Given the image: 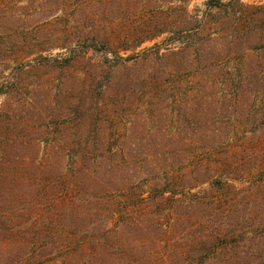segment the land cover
<instances>
[{"label": "trees", "instance_id": "16d2710c", "mask_svg": "<svg viewBox=\"0 0 264 264\" xmlns=\"http://www.w3.org/2000/svg\"><path fill=\"white\" fill-rule=\"evenodd\" d=\"M43 1V8L53 12L62 10L67 13L72 10V24L66 25L58 35L66 44L70 41L86 49H110L114 57L128 67L147 59L150 54L122 59L114 49L113 40H118L124 44L123 49H127V44L139 45L167 32L175 43H181V47L168 48L162 54L167 57L171 68L154 71L142 81V93L148 95L149 102L141 117L130 120L126 135L139 133L145 142L155 134L168 137L165 128L156 125V129H152L146 123L149 115L161 120L165 116V103L168 104L177 93V83H174V87L165 86V80L170 76L186 80V86L189 85L186 90H178L184 95L180 101L188 98V102H184L185 107L179 105L186 121L178 123V129L182 132L189 129L188 135L178 147L163 143L156 146L123 143L115 148L107 144H94L90 142L88 127L99 125V120L92 111V103L88 105L84 99L83 105L73 111V107L60 105L61 89L55 94L46 91L45 104L49 110L46 115L40 116L43 121H48L43 134L48 138L53 136L73 141L66 145L60 141L48 143L42 163L37 161L28 152L36 151L40 145H30L25 141L28 137V108L36 100L24 99L17 92L33 68L46 67L62 72L77 58V53L73 47L66 57L60 59L44 56L43 50H39V56L32 63L33 58L29 56L36 52L28 51L19 66L14 67L9 83L3 84L8 99L4 110L0 109V116L4 115L3 120L0 118V212L8 208L13 211L17 209L15 206L25 205L30 209L37 204L43 205L45 220L41 230L44 240L39 248L44 247L49 251L46 255L48 258L53 255L56 245L62 251L58 261L51 257L47 260L48 264H177L174 252L177 245H181L176 241L177 232H180L178 225L187 221L192 208L205 202L208 207L204 211L206 229L201 239L191 237L194 241L191 248L193 257L188 262L207 264L213 259L212 255L227 249L229 255L225 259L228 262L260 264V259L253 255L254 259L245 256L242 262L232 255L233 243L245 239L235 232L232 215L236 212L233 208L224 207L222 210L214 206L217 199L232 204L234 196L241 190L229 178L218 177L226 171L231 174L233 170L227 158L220 153V145L224 140L237 145L239 133L245 135L248 142L251 140L250 136H246L249 131L216 127V122L223 115L220 116L219 111L210 114L206 112L207 109L204 110V106L212 107L214 103L216 108L217 104L226 106L229 97L235 103H240L241 97L252 90L249 85H264V4L207 0L203 18H199L177 3L186 0H73L71 5L68 0ZM15 2L0 0V29L5 28L0 33L2 36L6 34L11 37L13 34L11 27L14 25H9L8 20L12 19ZM168 3L170 6H166ZM61 18L63 16L58 17ZM66 47L63 45V48ZM2 48V56L13 52ZM151 51L153 49L148 52ZM25 58L29 59L26 61ZM26 63L29 65L26 66ZM90 75L93 77L91 71L80 79L83 95L89 91V84L93 83L92 78L91 81L88 79ZM131 84L129 80L124 90L126 97H129V103L124 104L131 105L136 94V87ZM215 85H224L225 88L217 89L213 87ZM261 88L263 90H256L264 93V87ZM114 99L110 98L114 102L111 105L118 110ZM232 115L234 117L235 114L225 117ZM248 116L244 114L246 119ZM57 121L65 125L54 131L50 124H57ZM71 121L75 127L69 132ZM252 122L264 124V113L256 115ZM140 126V130H137ZM250 132L255 134L257 131ZM147 156L153 160H148ZM230 156L233 159L234 155ZM224 164L227 168L225 173L222 172ZM134 166H138L140 171L136 184L141 182V178L151 184L147 193L135 191L137 186L131 181L134 176L127 175V171L133 170ZM214 168H221L220 173L215 174L217 170ZM39 174L41 177L38 180ZM203 183L211 185L204 190V195L194 193L193 201L171 203L177 191ZM130 185H133L132 192L124 189ZM29 189H33L32 195ZM216 189L218 195H213ZM182 208L187 211L180 213ZM163 209L168 215L165 222L159 219ZM20 211L21 208L17 209L18 215L24 213ZM262 211L250 213L254 216L252 219L260 224V220L264 223ZM156 215L158 217H154ZM110 219L113 220L111 225L108 224ZM36 225L34 223L33 227ZM162 236L166 245L161 256L154 251L142 250L145 245L155 250L156 244H161ZM246 248L240 246V254ZM137 252L141 253L138 255ZM249 255L251 257V253Z\"/></svg>", "mask_w": 264, "mask_h": 264}, {"label": "rangeland", "instance_id": "374dc122", "mask_svg": "<svg viewBox=\"0 0 264 264\" xmlns=\"http://www.w3.org/2000/svg\"><path fill=\"white\" fill-rule=\"evenodd\" d=\"M15 1L17 4L14 3V12L11 16L12 19L8 20L9 25H14V27H11L13 34L11 37L6 34L3 36L0 34V47H3L2 49L5 50L13 51L10 52L8 56L0 55V85H2L0 86L1 110H4L5 101L8 99V94H5L4 91L6 88H3V84L9 83L10 77L12 76L11 74L15 69L14 67L19 66L23 56L25 57L28 55V51L36 52L29 56V58H33L32 63H34L37 56H39L37 55V53H40L39 50H43L42 53L44 56L60 59L66 57L73 47L76 48L75 51L77 53V58L71 62L70 66H66L62 72L46 67L33 68L27 74L26 80L23 81V87L17 92L19 95L21 94V97L24 99L36 100V102H34L33 105H29L30 107L28 108L29 115L26 123V135H28V137L25 141H27V144L30 143V145L36 143L40 145V147L39 149H35L36 151L34 152H28L30 157L35 156L37 161L42 163L45 158L44 153L48 143H58L60 141L66 145L73 141L69 138L57 139L53 136L48 138L43 134V131L47 128L48 121H43V117L41 118L40 116L46 115L49 110L48 106L45 104L46 96H44V94L46 91L55 94V92L60 91V89L63 91L60 101L62 107H73L72 110L75 111L76 107L83 105L84 99L87 101L88 105L92 103V111L95 112L99 120V125H90L88 127L91 134L90 142L94 144H107L115 148L123 143L132 145L149 144L154 146L163 143L162 145L169 144L174 147H178L183 143L185 136L188 135L189 129H185L184 132L178 129V123H185L186 121V116L182 113L183 111L179 109V105L183 104L182 106L185 107L184 102H188V98H185L186 101H180L183 99L182 96L184 95L178 92V90H183V88L186 90L189 85L187 84L186 86V80L181 78L175 79L172 76L166 78L170 81L165 80V86H173L174 83H177L176 88H178V90L175 89L177 91L175 96H170L172 98H170L168 104L165 103L163 109L165 116H163L161 120H157L149 115V121L146 123L147 126L152 127V129L156 125L165 128V134H167L168 137L164 138L155 134L152 136L151 140L147 139V142H145V140H141L142 136L139 135V133L126 135L128 134L127 128L130 125V120H137V117H141L149 102L148 95L145 92L142 93V89H144L142 81H144L146 75L154 71L158 72L171 68L172 66L169 65L167 57H163L162 54L167 51L168 48H179L182 46L181 43H175L174 40H172L170 33L165 32L139 45L127 44V49H123L124 44L119 43L118 40H113L114 49L118 51L122 59H127L131 56L140 57L146 53L150 54L147 59H141L140 63L128 67L126 64L123 65L122 62L118 61L114 57V52H111L110 49H86L82 45L73 44L70 41L66 44V42L58 36L66 25L72 24V10L67 11V13L62 10L53 12V10H48V8L45 7L43 8V0ZM241 1L250 4H264V0ZM67 2L71 5L73 0H68ZM206 2L207 0H186L178 1L177 3L184 5L191 14L203 18ZM166 6H170V3L166 4ZM60 16H63V18L58 19ZM4 29H0V33H2ZM63 45H67V47L63 48ZM152 49L153 51L148 52ZM157 51L159 52L157 53ZM27 63L26 66L30 64ZM89 71L93 73V77L90 75L88 79L91 81L92 78L93 83L89 84L90 88L85 96L83 95V86L80 79L81 77H86ZM138 78L141 79L139 80ZM129 80L132 81L131 86L133 85L136 87V94L131 105L124 104L127 103L129 99L124 92L128 87ZM249 86L252 90L248 93L246 92L241 97L240 103H235L231 100V97H229L230 101L227 99L226 106L223 105L222 107V105L217 104L216 108V104L214 103L212 107L210 106L211 108L204 106V110L206 111L207 109L206 112L210 114L214 113V111H219L220 113L218 114L223 115L221 120L216 122V127L220 126L225 129L230 127L237 128L239 132L244 130L249 131L246 136H248V138L250 136L251 140L248 142H246L247 139L244 137L245 135L243 136L239 133L240 139H238L237 145L230 140H224L220 145V153L223 157L227 158L226 160L231 164L233 170H231L230 174V172L226 171V164H224L222 172L225 173L226 171V173H222L223 176L221 174L218 177L222 179L229 178L236 188L241 190L240 193L234 196L235 200L232 204H230V202H223L221 199H214V206H217V208L221 207L222 210L224 207L233 208V211L236 212V214L233 213L232 215V221L235 223L236 227L235 232L237 235L240 234L244 236L245 239L242 237L243 239L239 242L233 243L231 249L232 255L237 256L240 262L244 261L243 257L245 256L248 259L257 257L260 259L258 262L260 261V264H264V223L261 220L260 222L262 224L256 222V220L254 221L252 219L254 216H252V214L250 215V213H257L261 210H263L262 212L264 213V166L262 164L264 163V124L252 122V119L256 118V115L264 113V93L256 90H263L261 87H264V85H254L252 83V85ZM213 87L217 89L220 88L221 90L225 88L224 85H215ZM116 94L117 96L115 97ZM114 97L116 99H114ZM110 98L114 99L116 102L115 107L117 106L119 111L111 105L112 103L114 104V102H112L113 100H110ZM32 100H30V103H32ZM231 114H235L234 117L233 115L232 117H225ZM244 114L249 115L248 119L244 117ZM109 116L110 118L108 119ZM0 118L3 120L4 115H1ZM100 122H102V124ZM74 124L73 121L70 122L69 132L74 130ZM64 125L62 121L60 123L57 121V124L51 123L50 127L52 126L51 128L57 131L64 127ZM184 125L185 124H183L182 127H184ZM140 128L141 126L137 127V130H140ZM251 130H256L257 132L253 134L250 132ZM180 135L184 136L181 137ZM2 142L3 144L5 143L4 140H2ZM231 154L234 155L233 159L230 156ZM148 157L149 156H147L148 160L152 159ZM133 168V170L127 171V175L134 176L131 181L137 186L135 191L147 193L151 185L150 182L143 181L141 178V182L136 184L138 177H140L138 176L140 175V171H138V166H134ZM214 170L217 169L214 168ZM219 171H221V168L217 170L215 174H219ZM40 177L41 174H39L37 179L39 180ZM132 186L133 185H130L124 189L130 191L133 188ZM210 186V183H203L190 189L186 187L183 189L184 191L179 190L171 203H187L191 200L193 201L194 193H201L204 195V190ZM217 189L216 192H213V195H218ZM28 192L32 195L33 189H29ZM204 203L198 204L195 209L191 207L192 210L189 209L190 214H187V221H182V224L178 225L180 232H177L176 241L178 240L181 245L178 244L174 252V260L177 264H190L188 261L193 257L191 249L194 242L193 238L197 237L201 239L200 237L206 229L204 211L208 209V207H206L207 204ZM211 205H213V203H211ZM211 205L208 204V206ZM15 207L17 209L21 208L22 211L20 212L24 213L18 215L19 213L16 212L17 209L10 211L9 208L0 212V264H48L47 260L51 257L54 258L53 260L58 261L57 259H59L62 254L59 246H55L56 248L54 249L53 255L49 256V258L46 256L49 254V251L43 249L44 247L39 248L40 245H43L42 241L44 240L43 231L41 230L43 229L42 222L45 220L42 215L43 205L37 204L30 209L25 205L22 207ZM186 211L187 210L182 208L180 213H185ZM166 214V210L163 209L160 214L161 217L159 216V219H161L160 221L165 222L167 220L168 215ZM246 215L249 217H246ZM154 217L158 216L156 215ZM34 223L37 224L36 227H33ZM112 223V219L108 220L109 225ZM20 230H22V232H19ZM191 237L193 238L191 239ZM160 238L162 241L161 244L159 243L160 247L156 244L154 250L153 248H149V245H145L146 247H144V249L142 248V250H147L150 253L154 251L156 255L161 256V252L163 253V250H165L166 243L164 242L165 239L163 236ZM190 239L191 242H189ZM171 240H173V238H171ZM242 245L247 248L241 251L240 254L239 248ZM157 247L159 248L156 249ZM224 250H221L219 254L212 255L211 258L213 259L207 264H233L232 262H228L229 260H227V258L225 259L229 254L226 251L227 249ZM247 251L251 253V257L249 253L247 254ZM139 253L141 252H137L136 254L139 255ZM167 254L165 253V255Z\"/></svg>", "mask_w": 264, "mask_h": 264}]
</instances>
